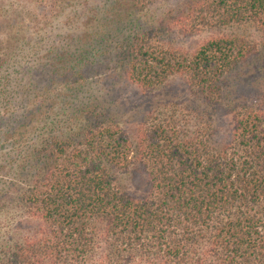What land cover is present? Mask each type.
<instances>
[{
	"label": "trees",
	"instance_id": "obj_1",
	"mask_svg": "<svg viewBox=\"0 0 264 264\" xmlns=\"http://www.w3.org/2000/svg\"><path fill=\"white\" fill-rule=\"evenodd\" d=\"M69 1L65 29L34 31L0 2V264H264V52L219 33L264 29V0ZM251 58L260 86L221 136L211 111ZM171 78L193 100L126 128L128 88Z\"/></svg>",
	"mask_w": 264,
	"mask_h": 264
},
{
	"label": "rangeland",
	"instance_id": "obj_2",
	"mask_svg": "<svg viewBox=\"0 0 264 264\" xmlns=\"http://www.w3.org/2000/svg\"><path fill=\"white\" fill-rule=\"evenodd\" d=\"M0 2L5 3L7 9H9V13L6 15L7 19H17L21 22L23 17H25V22L28 25L30 24L31 31H34L36 28L45 29L47 25L46 21L49 22L50 26H56V29H65L64 25L70 16L69 0H0ZM53 6L56 7V10ZM28 9L33 12L32 15L26 14V10ZM71 20L72 17L70 16L69 22ZM219 33H238L249 36L257 44L258 50L262 53L264 52V29L251 25L232 26L222 29ZM211 35V32H203L186 37L177 34L175 42L183 48L194 49ZM259 67V61L251 58L225 78V101L215 111H211L214 113L215 122L213 123L220 128L221 136L226 135V131L230 125L228 114L230 105L232 106L238 101L242 102L247 97L252 98L258 90L259 83L261 82V70ZM190 100H193V97L189 95L183 81L179 78H171L164 87L157 89L153 93L147 92L145 94L136 87H129L126 94L121 98L122 104L116 107L115 113L126 128L132 129L140 117L151 108H156L159 104H163L171 109L174 102H188ZM134 184L136 187H141L142 176L138 179L136 178Z\"/></svg>",
	"mask_w": 264,
	"mask_h": 264
}]
</instances>
